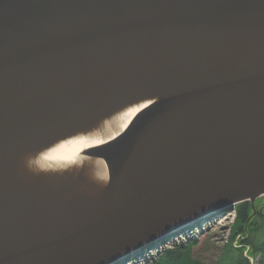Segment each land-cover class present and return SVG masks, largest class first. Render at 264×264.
I'll return each mask as SVG.
<instances>
[{
  "label": "water",
  "instance_id": "water-1",
  "mask_svg": "<svg viewBox=\"0 0 264 264\" xmlns=\"http://www.w3.org/2000/svg\"><path fill=\"white\" fill-rule=\"evenodd\" d=\"M154 98L84 152L107 172L95 199L16 173ZM263 197L264 0H0V264L129 262Z\"/></svg>",
  "mask_w": 264,
  "mask_h": 264
},
{
  "label": "bare ground",
  "instance_id": "bare-ground-1",
  "mask_svg": "<svg viewBox=\"0 0 264 264\" xmlns=\"http://www.w3.org/2000/svg\"><path fill=\"white\" fill-rule=\"evenodd\" d=\"M157 100L124 105L62 140L24 154L16 163V173L23 178L22 170L26 168L38 175L34 177L52 182L78 178L80 183L72 189L71 196L80 198L79 202L95 199L106 183L107 172L102 161L87 158L84 152L113 140L140 110Z\"/></svg>",
  "mask_w": 264,
  "mask_h": 264
},
{
  "label": "trees",
  "instance_id": "trees-1",
  "mask_svg": "<svg viewBox=\"0 0 264 264\" xmlns=\"http://www.w3.org/2000/svg\"><path fill=\"white\" fill-rule=\"evenodd\" d=\"M233 214L235 220L229 239L219 248L213 250L210 246H203L198 252L193 251L196 240L190 238L189 233L215 221L205 219L190 224L165 241V245L175 243L176 251L172 255L165 252L157 262H153L150 257L155 251L144 249L140 255L132 256L129 262L122 260L121 264H133L135 261L140 264H250L251 261L264 264V197L257 200L254 206L251 203L238 205ZM178 235L186 237L185 245L182 242L178 244L175 239Z\"/></svg>",
  "mask_w": 264,
  "mask_h": 264
},
{
  "label": "rangeland",
  "instance_id": "rangeland-1",
  "mask_svg": "<svg viewBox=\"0 0 264 264\" xmlns=\"http://www.w3.org/2000/svg\"><path fill=\"white\" fill-rule=\"evenodd\" d=\"M235 220L234 214H229L226 217L215 220L208 226L203 228H196L191 233H189L190 238H194L196 240V246H194V253L198 252L203 246H210L213 250L217 247L219 248L222 244H224L230 236V228L233 225ZM178 232H181L179 230ZM184 238L185 236L176 237L178 244L182 242L185 245ZM177 244V243H176ZM176 251L175 243H167L165 246L158 248L155 253L150 257L153 262H157L158 258H160L165 252H169L171 255ZM133 264H140L139 261L133 262ZM250 264H257V261H251Z\"/></svg>",
  "mask_w": 264,
  "mask_h": 264
}]
</instances>
